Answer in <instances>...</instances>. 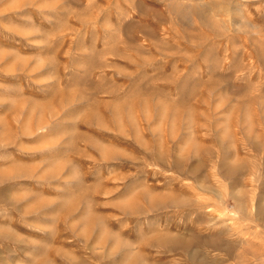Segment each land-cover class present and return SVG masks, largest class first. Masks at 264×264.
I'll use <instances>...</instances> for the list:
<instances>
[{
  "label": "rangeland",
  "instance_id": "obj_1",
  "mask_svg": "<svg viewBox=\"0 0 264 264\" xmlns=\"http://www.w3.org/2000/svg\"><path fill=\"white\" fill-rule=\"evenodd\" d=\"M180 2L0 0V264H264V0Z\"/></svg>",
  "mask_w": 264,
  "mask_h": 264
},
{
  "label": "bare ground",
  "instance_id": "obj_2",
  "mask_svg": "<svg viewBox=\"0 0 264 264\" xmlns=\"http://www.w3.org/2000/svg\"><path fill=\"white\" fill-rule=\"evenodd\" d=\"M176 1H178V6H181V7L183 6L184 3H181L180 2L181 0H176ZM185 1L187 3H185L186 5H184V8H182V13L183 14H186L187 15L189 13L199 12L197 14L200 15V13H203V8L202 7H204V6H202V7L200 6V7L195 8L197 5L195 7H192L193 5H195V0H185Z\"/></svg>",
  "mask_w": 264,
  "mask_h": 264
}]
</instances>
